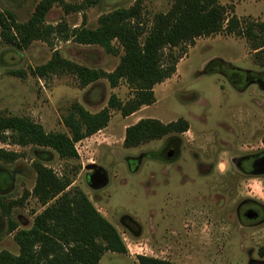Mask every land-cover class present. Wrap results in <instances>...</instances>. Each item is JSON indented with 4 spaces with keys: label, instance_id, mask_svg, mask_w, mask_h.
Masks as SVG:
<instances>
[{
    "label": "rangeland",
    "instance_id": "obj_1",
    "mask_svg": "<svg viewBox=\"0 0 264 264\" xmlns=\"http://www.w3.org/2000/svg\"><path fill=\"white\" fill-rule=\"evenodd\" d=\"M64 1L80 4L82 0ZM137 1L147 26L155 14L166 13L174 0H101L94 7L69 14L54 5L46 24L62 23L68 32L83 24L96 28L102 14L129 8ZM38 2L0 0V11H10L17 22L25 23ZM219 2L227 8V18L236 17L243 31L264 22V0ZM253 44L244 35L222 32L176 48L177 53H186L175 73L154 86L155 102L127 117L109 109L108 125L75 144V160L60 159L49 148L0 142V149L20 155L11 163L0 161V171L6 175L0 174V196L4 203L22 200L9 217L0 210V252L17 255L16 231L30 229L35 215L43 210L32 195L36 181L33 164L40 162L59 177L70 176L68 189L81 190L120 234L127 253L106 252L101 264H138L136 258L143 254L176 264L264 261L258 253L264 247V222L244 225L236 212L247 198L264 206V175H246L236 166L238 159L264 152V86L236 88L221 73L226 64L264 74V63L257 61ZM54 51L75 64L104 72L113 71L123 54L121 50L109 54L101 47L79 45L59 36L49 43L34 41L25 50L0 39V115L28 118L46 132L68 133L62 118L74 104L95 114L108 108L112 95L122 103L134 97L123 81L115 88L104 79L82 87L69 74L46 79L32 75L30 70L48 62ZM146 118L163 124L183 119L189 129L125 148L126 128ZM170 140L178 146L174 158L167 160L163 151ZM90 164L106 175L99 188L89 185L92 171L85 167ZM9 222L16 225L14 232L8 231Z\"/></svg>",
    "mask_w": 264,
    "mask_h": 264
},
{
    "label": "trees",
    "instance_id": "obj_2",
    "mask_svg": "<svg viewBox=\"0 0 264 264\" xmlns=\"http://www.w3.org/2000/svg\"><path fill=\"white\" fill-rule=\"evenodd\" d=\"M100 1L82 0L80 4H67L64 0H39L25 23L17 22L10 11H0V39L19 50L27 49L34 41L49 43L53 36L66 41L72 39L79 45L98 46L113 55L121 50L119 64L111 72L75 64L64 59L58 51L53 52L48 62L30 71L42 79L69 74L76 77L82 87L104 79L115 88L123 81L133 90L134 97L122 103L112 95L108 108L95 114L74 104L62 118L68 133L46 132L42 125L28 118L0 115L1 143L40 146L53 150L60 159H77L75 144L108 125L109 109L127 117L141 107L152 105L155 102L154 86L175 73L179 59L186 53L184 50L177 53L175 49L193 45L200 37L222 32L244 35L254 42L257 61L264 63V22L243 31L236 17L227 18V8L220 4V0H174L166 13L155 14L147 26L142 21L139 1L129 8L120 7L102 14L96 28H87L83 24L68 32L62 23L56 26L46 24V16L54 5L61 6L69 14L94 7ZM188 129L189 125L183 119L167 124L152 118L141 119L126 128L123 146L137 147L169 133L182 134ZM261 142L264 145V133ZM19 156L16 152L0 149V161L5 163H11ZM33 168L36 181L32 195L43 210L35 215L30 229L16 231L14 241L19 253L12 255L1 251L0 264H101V257L106 252L127 253L116 228L95 209L87 196L77 188L68 189L72 184L70 176L63 174L59 177L40 162H35ZM0 174L5 175L1 171ZM20 205L21 199L4 203L0 196V210L6 217ZM16 229V225L9 222L8 231L11 233ZM258 253L264 257V247ZM136 259L138 264H176L150 256L139 255Z\"/></svg>",
    "mask_w": 264,
    "mask_h": 264
},
{
    "label": "flooded vegetation",
    "instance_id": "obj_3",
    "mask_svg": "<svg viewBox=\"0 0 264 264\" xmlns=\"http://www.w3.org/2000/svg\"><path fill=\"white\" fill-rule=\"evenodd\" d=\"M223 66L225 69L223 70L224 72L221 73L226 77L229 83L236 88L239 87L241 89H246L251 85L264 86V74L241 71L235 68L233 69L226 64H223ZM173 141L174 140L168 141V144L165 146L163 151L164 156L172 152V156L170 158H166L167 160L173 159L177 151L176 147L178 146V142ZM236 166L241 173L246 175H254L255 172H259L260 175H264V152L240 158L238 159ZM236 212L238 219L244 225H256L264 222V206L254 199L247 198L243 200L238 205ZM249 264H264V261H252Z\"/></svg>",
    "mask_w": 264,
    "mask_h": 264
},
{
    "label": "water",
    "instance_id": "obj_4",
    "mask_svg": "<svg viewBox=\"0 0 264 264\" xmlns=\"http://www.w3.org/2000/svg\"><path fill=\"white\" fill-rule=\"evenodd\" d=\"M172 156V152L166 154L165 157L170 158ZM86 170L92 171V173L88 176L89 185L92 188H99L103 186L106 182V175L105 173L96 167L95 164H90L85 167ZM260 174L259 172H255L254 175Z\"/></svg>",
    "mask_w": 264,
    "mask_h": 264
},
{
    "label": "built area",
    "instance_id": "obj_5",
    "mask_svg": "<svg viewBox=\"0 0 264 264\" xmlns=\"http://www.w3.org/2000/svg\"><path fill=\"white\" fill-rule=\"evenodd\" d=\"M142 256H146V255L143 254Z\"/></svg>",
    "mask_w": 264,
    "mask_h": 264
}]
</instances>
